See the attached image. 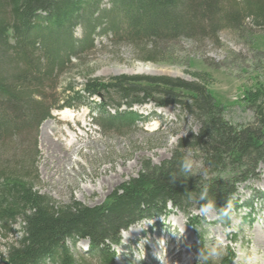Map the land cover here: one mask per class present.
<instances>
[{"label":"trees","instance_id":"obj_1","mask_svg":"<svg viewBox=\"0 0 264 264\" xmlns=\"http://www.w3.org/2000/svg\"><path fill=\"white\" fill-rule=\"evenodd\" d=\"M248 23L264 27V0L224 4L221 0H0V154H4L0 155V238L7 239L18 224L22 234L8 245L5 255L0 253L1 262L80 264L68 241L85 239L88 257L97 264H114L113 247L122 241V231L172 210L190 216L193 209L211 204L208 210L229 223L231 212L240 210L234 200L239 185L257 178L264 165V84L243 93L241 101L255 117V123L246 126L226 119L225 107L211 93L210 78L202 72L192 73L193 82L127 75L103 80L88 74L80 90L72 81L61 92L59 85L68 66L94 49L97 32L135 49L143 44L147 61L188 64L179 55V40L216 36L220 27ZM78 28L83 31L80 38ZM95 97L101 102L96 103ZM112 97L120 103L109 104ZM90 100L100 115L97 123L104 128L135 126L137 114L120 112L122 106L132 109L154 102L165 108L173 102L198 122L200 130L181 139L168 160L144 163L138 176L121 184L101 205L58 206L35 190L25 172L26 161L12 165L4 160L5 139L36 134L52 118V111L75 109ZM111 108L116 113L111 114ZM187 148L202 152L200 160L213 175L206 184L185 171L182 151ZM200 241L198 264H212L202 237ZM234 257L227 249L221 264H231Z\"/></svg>","mask_w":264,"mask_h":264},{"label":"rangeland","instance_id":"obj_2","mask_svg":"<svg viewBox=\"0 0 264 264\" xmlns=\"http://www.w3.org/2000/svg\"><path fill=\"white\" fill-rule=\"evenodd\" d=\"M226 1L221 0L222 4ZM75 33L78 38L83 35L80 28ZM94 38V49L85 52L79 62H72L65 70L60 79V92L70 81L80 90L88 74L103 80L127 75L165 76L193 82L192 73L202 72L210 78V91L225 107L228 121L237 126L255 123L254 113L241 99L246 89L264 84L263 26L248 23L246 27H220L216 36L179 40V55L184 60L188 59V64L150 62L145 60L147 54L143 44L135 49L99 32ZM112 98L109 104L120 103L117 98ZM95 102H100V98ZM95 102L90 100L88 105L66 109L75 114L73 120H63L59 115L61 111H55L53 118L45 121L38 133L28 132L5 139L4 160L12 165L26 161L28 168L25 172L29 173L35 190L58 206L75 202L88 207L101 205L121 184L138 176L144 163L150 161L159 165L168 160L181 139L196 135L200 130L198 122L173 102L165 108H158L154 102L137 105L132 109L139 118L135 126H121L117 130L104 128L97 123L100 115ZM126 110L131 109L122 107L120 112ZM109 112L116 113L112 108ZM49 138L59 140L54 143H61L68 150L67 161H63V153L59 154L51 146ZM182 152L185 161H192V169L188 173L198 183L206 184L213 175L200 160L202 152L191 148ZM242 165L246 162L243 161ZM35 170L39 175L38 181L35 180ZM258 172L257 178L239 185L234 200L238 201L240 210L231 212L228 227L213 209L204 212L195 208L190 216L180 210H172L165 218L155 222L142 220L122 231L121 245L115 248L114 264H163L156 263L159 254L152 255L151 251L158 243L164 248L168 235L176 236L185 244L180 257L184 263L174 260L170 264H198L199 237L203 239V248L209 253L212 264H221L228 247H232L235 254L233 264H244L250 256L253 257L251 264H264V200L261 198L264 193V165ZM191 224L196 227L194 230ZM150 229L152 231L148 233ZM12 230L7 239L0 238L1 254L5 255L8 245L22 237L19 224ZM133 230L137 231L136 235L123 240L124 234ZM132 239L137 243H130ZM128 244L130 247H126ZM68 245L80 264H97L86 255L87 240H79L76 244L69 240ZM213 249L222 254L214 255ZM0 264L3 263L0 261Z\"/></svg>","mask_w":264,"mask_h":264},{"label":"bare ground","instance_id":"obj_3","mask_svg":"<svg viewBox=\"0 0 264 264\" xmlns=\"http://www.w3.org/2000/svg\"><path fill=\"white\" fill-rule=\"evenodd\" d=\"M59 115L61 116L63 120H73L76 117L75 114L71 110H64L60 112ZM49 140H50L51 146H54V148L58 150L59 154L61 153L64 154L63 161L64 160L67 161L69 154H68V150L64 147V145L61 143L55 144L54 142H60L57 139L54 140V139L49 138ZM63 161L61 160V162ZM136 233L137 231L135 230L129 232V234L125 233L123 236V240L128 239L129 235L135 236ZM184 247H185V244L181 242L176 236L168 235L167 239L165 240V247L162 248L159 243L155 244V249L151 251V254L152 255L159 254L157 255L156 263L160 262L163 264H170L171 261H174V260H178L181 262L182 259H180V257L184 253V250H183Z\"/></svg>","mask_w":264,"mask_h":264},{"label":"clouds","instance_id":"obj_4","mask_svg":"<svg viewBox=\"0 0 264 264\" xmlns=\"http://www.w3.org/2000/svg\"><path fill=\"white\" fill-rule=\"evenodd\" d=\"M183 167H184L185 171H191V169H192V161L190 159L189 160H186L185 163H184V165H183ZM211 207H212V205L211 204H208L201 211L207 212L208 209L211 208ZM213 254L214 255H220L222 253H220L219 250L213 249ZM252 259H253V257H251V256L250 257H247L245 259L244 264H251Z\"/></svg>","mask_w":264,"mask_h":264}]
</instances>
